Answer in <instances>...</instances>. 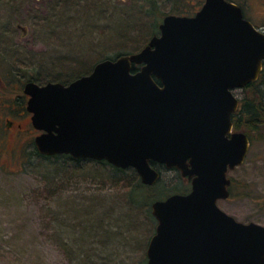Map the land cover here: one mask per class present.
<instances>
[{
	"label": "water",
	"instance_id": "water-1",
	"mask_svg": "<svg viewBox=\"0 0 264 264\" xmlns=\"http://www.w3.org/2000/svg\"><path fill=\"white\" fill-rule=\"evenodd\" d=\"M263 69L264 30L240 4L205 0L193 15L167 14L141 50L101 60L68 84L27 81L42 131L35 145L45 156L132 167L145 185L161 177L152 162L191 179L189 193L152 203L148 264H264V224L240 221L218 203L230 197L228 173L251 146L234 130L236 91Z\"/></svg>",
	"mask_w": 264,
	"mask_h": 264
},
{
	"label": "rangeland",
	"instance_id": "rangeland-1",
	"mask_svg": "<svg viewBox=\"0 0 264 264\" xmlns=\"http://www.w3.org/2000/svg\"><path fill=\"white\" fill-rule=\"evenodd\" d=\"M204 1L0 0V264L148 263L157 225L152 203L189 190V180L160 166L158 185L134 200L133 170L41 157L36 133L16 136L1 111L9 104L21 108L18 84L33 77L66 82L93 69L97 58L137 52L154 35L160 12ZM237 1L264 30V0ZM236 94L244 97L243 89ZM229 176L232 194L219 205L240 221L264 224V128L253 132L245 162Z\"/></svg>",
	"mask_w": 264,
	"mask_h": 264
},
{
	"label": "trees",
	"instance_id": "trees-1",
	"mask_svg": "<svg viewBox=\"0 0 264 264\" xmlns=\"http://www.w3.org/2000/svg\"><path fill=\"white\" fill-rule=\"evenodd\" d=\"M170 1L173 2L175 0H170ZM231 1H234V2H237L238 4H240L242 6V8H243V11H244V7H243V5L241 3H239L237 0H231ZM202 5H203V3L199 4V5H193V6H190V8H187L186 10H183L181 7H175L171 11L165 12L163 14L160 12L161 15L156 13V15L157 14L158 15L155 17V19H154V21L152 23L151 32L150 33H153L154 35L157 34V33L159 34L160 24H161V23H159V21H160L161 18H164L167 14L193 15L201 8ZM153 13H155V12H153ZM244 13H245V11H244ZM147 37H148V35L144 36L145 39ZM142 43H143V41H141L138 45L140 46V44H142ZM123 54H127V53L119 52V53H116V55H114V56H109L108 55V56H105V57L100 58V59L97 58L96 60H94L93 65H95L97 62H99L101 60H104V59H117L119 56H121ZM91 68H93V66H91ZM140 68H141L140 64H133V66H132V70L133 71H137ZM92 70L93 69H90L86 73L80 72V74L81 73L82 74L79 75L78 77H80L82 75H85V74H88ZM78 77H76V78H78ZM52 78H50L47 81H42V79L37 78V77H33V78L28 79V80H36L39 83H46L48 81H59V82L68 84L72 80L76 79V78H71L68 81H66L67 82L66 83L62 79H59V78L52 79ZM156 81L159 84H161V80L160 79L156 78ZM263 85H264V69H263L262 74H261V76H260L258 81L251 82L245 88H243L244 97L241 98L240 107L232 115V120L234 122L235 129L237 131H242V132L246 133L247 135H249L250 138H251L253 132L255 133V132H257L259 130H262L264 128V87H263ZM18 90H19V88H18ZM35 152H36L37 155H39L41 157H46V158H51V157L65 158V159L72 160L73 162H79V161L83 160V159H81V160L74 159L68 154H58V155H54V156L41 155L39 153V151L37 150V148L35 149ZM91 161H95L97 163L110 165L111 167H113V169L115 171L122 172L123 174L124 173L128 174V170H133V172L130 175L134 176V177L136 175L137 177H135L134 183H133V185H131V188L129 190V195H131V198L133 197V199L137 200V201H140V200L142 201L144 196L148 195V193H147L148 190L156 187L158 185V183L160 182V180H161V177H160L159 181L156 184H154V185H145L144 183H142L139 174L132 167H129V168H118V167H115L114 165L110 164L106 160H91ZM152 164L154 165L153 162H152ZM133 174H135V175H133ZM124 179H125V177L119 178V180H123V181H124ZM185 192L186 191H180V192H174V193H185ZM174 193H171V194H174ZM165 198H160V199H165ZM155 200H158V199H155ZM143 264H148V263L146 261H144Z\"/></svg>",
	"mask_w": 264,
	"mask_h": 264
},
{
	"label": "flooded vegetation",
	"instance_id": "flooded-vegetation-1",
	"mask_svg": "<svg viewBox=\"0 0 264 264\" xmlns=\"http://www.w3.org/2000/svg\"><path fill=\"white\" fill-rule=\"evenodd\" d=\"M27 81H31V80H26V82ZM33 81H36V80H33ZM25 83L23 84V87H22V84H18L19 85L18 86L19 90H21V88H22V91H23V93L20 95V97L22 98L21 108H18V109H15L14 110L13 104H9V105H7V107L5 109H2L1 113L5 117L6 124H7V128H9V129H15V135L16 136H18V135L21 136V134H23L24 132H27L28 130H30V133H33V132L36 133L35 135L37 136L42 131L36 129L35 127H34V130L31 131V126L33 125V122H32L33 112H31L28 109V100H29L30 96L27 95V94H25V92H24V85H25ZM25 124L28 127H30V129H24L23 127L25 126ZM234 130H236L235 127H234ZM229 136H231V135H229ZM77 160H81V159H77ZM83 160H93V159H83ZM153 163H154L153 166H155L161 172V176H162V171L160 170V166H163V167H166V166L164 164L159 163V162H153ZM174 169H177V168H174ZM228 176H229V173H228ZM186 178L190 182V188L185 193H189L191 191V189H192V181H191L190 178H188V177H186ZM229 178L231 179V184L229 185L230 196H231V194H232V187L234 185V181H233V179H232L231 176H229ZM229 198L230 197H228L227 199H229ZM227 199H221V200H227ZM221 200H219L218 203Z\"/></svg>",
	"mask_w": 264,
	"mask_h": 264
}]
</instances>
